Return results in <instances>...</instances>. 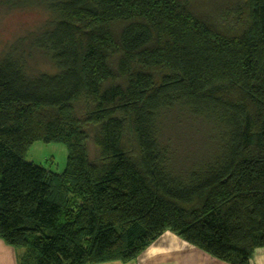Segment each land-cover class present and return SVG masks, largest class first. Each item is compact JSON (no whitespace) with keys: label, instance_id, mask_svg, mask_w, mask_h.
<instances>
[{"label":"trees","instance_id":"trees-1","mask_svg":"<svg viewBox=\"0 0 264 264\" xmlns=\"http://www.w3.org/2000/svg\"><path fill=\"white\" fill-rule=\"evenodd\" d=\"M54 71L0 58V238L21 264L135 259L171 231L229 264L264 247V0H43ZM180 107L211 131L186 161ZM63 142L62 173L26 160Z\"/></svg>","mask_w":264,"mask_h":264},{"label":"rangeland","instance_id":"rangeland-1","mask_svg":"<svg viewBox=\"0 0 264 264\" xmlns=\"http://www.w3.org/2000/svg\"><path fill=\"white\" fill-rule=\"evenodd\" d=\"M43 0H0V58L10 52L22 58L31 73L54 71L48 53L35 46V37L53 20ZM161 139L177 152L180 162L204 152L210 127L202 117H195L180 107L163 117ZM68 149L63 142L35 141L26 160L57 173L67 165Z\"/></svg>","mask_w":264,"mask_h":264},{"label":"crops","instance_id":"crops-1","mask_svg":"<svg viewBox=\"0 0 264 264\" xmlns=\"http://www.w3.org/2000/svg\"><path fill=\"white\" fill-rule=\"evenodd\" d=\"M23 249H17L0 238V264H21ZM96 264H229L190 244L175 233L166 231L135 259ZM251 264H264V247L256 249Z\"/></svg>","mask_w":264,"mask_h":264}]
</instances>
